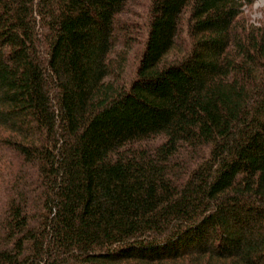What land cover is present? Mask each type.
<instances>
[{
	"label": "trees",
	"instance_id": "1",
	"mask_svg": "<svg viewBox=\"0 0 264 264\" xmlns=\"http://www.w3.org/2000/svg\"><path fill=\"white\" fill-rule=\"evenodd\" d=\"M255 0H0V264H264Z\"/></svg>",
	"mask_w": 264,
	"mask_h": 264
},
{
	"label": "rangeland",
	"instance_id": "2",
	"mask_svg": "<svg viewBox=\"0 0 264 264\" xmlns=\"http://www.w3.org/2000/svg\"><path fill=\"white\" fill-rule=\"evenodd\" d=\"M245 14L255 25L264 23V0H255L250 7L245 8Z\"/></svg>",
	"mask_w": 264,
	"mask_h": 264
}]
</instances>
